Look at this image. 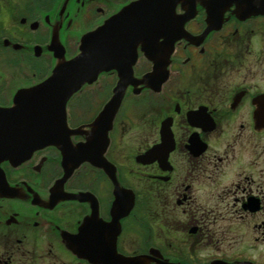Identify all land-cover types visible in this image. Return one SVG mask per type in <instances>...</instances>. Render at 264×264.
<instances>
[{
    "label": "flooded vegetation",
    "instance_id": "1",
    "mask_svg": "<svg viewBox=\"0 0 264 264\" xmlns=\"http://www.w3.org/2000/svg\"><path fill=\"white\" fill-rule=\"evenodd\" d=\"M137 1L0 0V109L14 107L20 93L77 56L86 35ZM257 1H249L253 8L244 0L174 1L177 39L160 91L141 82L154 64L138 45L133 76L104 131L103 157L117 186L89 160L67 175L56 144L0 159V264H264L256 247L258 230L264 237L256 158L264 7L254 8ZM119 81L117 69L102 71L67 101L65 139L75 149L88 142ZM135 114L156 126L140 129ZM167 117L170 167L139 162L161 143ZM252 199H260L259 210Z\"/></svg>",
    "mask_w": 264,
    "mask_h": 264
},
{
    "label": "water",
    "instance_id": "2",
    "mask_svg": "<svg viewBox=\"0 0 264 264\" xmlns=\"http://www.w3.org/2000/svg\"><path fill=\"white\" fill-rule=\"evenodd\" d=\"M176 0H139L108 20L103 26L86 35L81 52L73 59L60 63L43 83L20 93L14 107L0 109V159L22 158L35 149L48 144L58 145L66 153V173L83 160H89L108 173L115 168L103 157L108 144L104 133L113 126L121 104L127 76H133L132 65L137 59V47L142 45L145 55L154 63L153 71L141 80L148 87L160 91L169 78L170 57L177 37L173 36L172 10ZM250 4V0H244ZM253 8V5L251 6ZM264 7V0L254 3V8ZM260 11V10H259ZM264 13V12H263ZM117 69L120 81L114 98L91 124L94 130L86 144L76 148L65 139L67 130V101L85 83H92L102 71ZM258 128H264V95L258 99ZM260 131V130H259ZM161 143L137 158L142 163L159 161L165 169L170 167L169 154L173 149L170 118L161 125ZM115 184L117 186V181ZM116 206L120 205L122 192L118 188ZM129 193L128 209L134 204L133 191ZM251 209L261 207L260 199H252ZM138 259H129L136 264ZM140 260V259H139Z\"/></svg>",
    "mask_w": 264,
    "mask_h": 264
},
{
    "label": "rangeland",
    "instance_id": "3",
    "mask_svg": "<svg viewBox=\"0 0 264 264\" xmlns=\"http://www.w3.org/2000/svg\"><path fill=\"white\" fill-rule=\"evenodd\" d=\"M151 113H154V112H151ZM161 114H162V112L154 113L153 117L155 116V117L158 118V116H160ZM161 116H163V114ZM133 118H134L135 125H139L140 129L143 128V127L148 128V127H153L154 125L156 126V124H154V122L152 123L151 120L148 121L147 125L146 124H142V118L139 115L135 114ZM144 125H146V126H144ZM230 131L236 132V130H230ZM132 141H134V140L132 139ZM242 157L248 158L249 157L248 151H246L244 154H242ZM252 158H253V156H252ZM256 158L258 159V174H259V176H261V175L263 176L262 178H263V181H264V131L263 132H258ZM230 181L231 180L229 178V179H227L226 183H229ZM263 217L264 216H259V218H258V222L259 223H260V220ZM251 232H252V235L255 234L253 232V230ZM256 236H258V238H259V241H257V243H256L257 254H258L257 257L264 256V237L261 236L260 230H258Z\"/></svg>",
    "mask_w": 264,
    "mask_h": 264
}]
</instances>
